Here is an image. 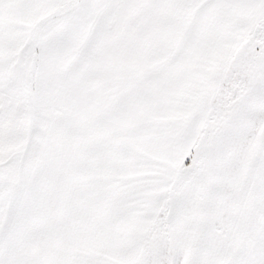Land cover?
<instances>
[{
    "label": "snow or ice",
    "instance_id": "6c2138e0",
    "mask_svg": "<svg viewBox=\"0 0 264 264\" xmlns=\"http://www.w3.org/2000/svg\"><path fill=\"white\" fill-rule=\"evenodd\" d=\"M0 264H264V0H0Z\"/></svg>",
    "mask_w": 264,
    "mask_h": 264
}]
</instances>
